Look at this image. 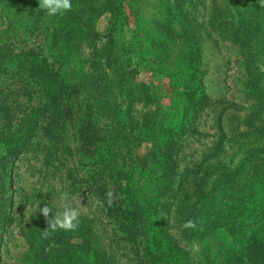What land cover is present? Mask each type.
Returning a JSON list of instances; mask_svg holds the SVG:
<instances>
[{"label":"rangeland","instance_id":"rangeland-1","mask_svg":"<svg viewBox=\"0 0 264 264\" xmlns=\"http://www.w3.org/2000/svg\"><path fill=\"white\" fill-rule=\"evenodd\" d=\"M71 3L0 0V264H264L260 0Z\"/></svg>","mask_w":264,"mask_h":264},{"label":"clouds","instance_id":"clouds-1","mask_svg":"<svg viewBox=\"0 0 264 264\" xmlns=\"http://www.w3.org/2000/svg\"><path fill=\"white\" fill-rule=\"evenodd\" d=\"M261 6L264 7V0H260ZM39 7L41 9L47 10L49 16H55L65 11H70L73 7L71 0H39ZM107 203L111 206L114 193L109 190L106 192ZM61 211H55L54 215L50 216L53 209L45 204L43 207L39 208V211L46 218L47 227L44 228L42 236L47 238L53 232L57 230L64 231H75L78 229L80 224V211L77 207L73 206V201L75 197H69L67 193H63L60 197ZM185 228H195L196 223L193 220H188L184 224Z\"/></svg>","mask_w":264,"mask_h":264},{"label":"trees","instance_id":"trees-1","mask_svg":"<svg viewBox=\"0 0 264 264\" xmlns=\"http://www.w3.org/2000/svg\"><path fill=\"white\" fill-rule=\"evenodd\" d=\"M27 2H29V3H33L34 4V6H35V8H36V10L34 11L35 12V16H43V13H45L46 12V10L45 9H41L40 7H39V2H38V0H27ZM111 2V1H110ZM262 7V6H261ZM264 9V8H263ZM170 28H169V26L168 25H162V33L164 34V35H168V32H166V31H168ZM171 32V31H170ZM92 34V37H94V36H97L94 32H92L91 33ZM185 35H187L186 34V32L184 33ZM180 53V52H179ZM34 54H35V52H34ZM180 56L181 57H186V58H191V53H189L188 51H182L181 53H180ZM43 59V58H42ZM42 59H38L39 61H42ZM1 63V62H0ZM18 67H20V68H18L17 70H20V71H18V73L20 72L21 74H20V77H21V75H25V73L27 72L26 71V69H25V67H23V66H18ZM1 70L2 69H4V68H0ZM22 69V70H21ZM196 71V70H195ZM28 73V72H27ZM5 76L7 77V78H10L11 76H9L8 74H5ZM13 77H14V75H13ZM13 79V78H12ZM54 96H55V98H56V101L58 100V102H63V98L61 97V91L59 90H57L55 93H54ZM204 97V95H201V96H199V100H200V98L202 99ZM54 98V99H55ZM193 102H191V104H187L188 105V107H190V106H195V99L193 98V100H192ZM26 144V142H24V144L23 145H25ZM21 148V147H20ZM166 154V153H165ZM167 156H168V158L166 159V162H167V165H168V161L170 160V156H171V153L169 152V153H167ZM219 213L216 215V217H218V219H220L221 221H220V224H222L223 223V221H227L228 220V215L227 214H223V213H221L220 211H218ZM8 217H9V215L6 213V211L3 209L1 212H0V218H2V220H0L2 223H7V221H8ZM135 218H136V214H133L132 215V219L130 220H128V226L130 227V228H132V231H131V234L133 233V234H135L136 232H137V230H138V228L140 227V226H138V223L135 221ZM134 219V222L132 223L131 221ZM132 226V227H131ZM129 227H127V229L129 228ZM4 228V226H1V229H0V232L2 231V229ZM132 238V237H131Z\"/></svg>","mask_w":264,"mask_h":264}]
</instances>
